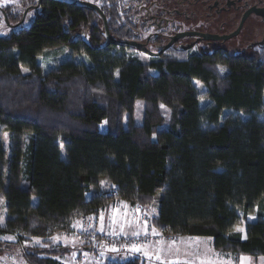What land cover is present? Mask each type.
I'll return each mask as SVG.
<instances>
[{"label":"trees","instance_id":"16d2710c","mask_svg":"<svg viewBox=\"0 0 264 264\" xmlns=\"http://www.w3.org/2000/svg\"><path fill=\"white\" fill-rule=\"evenodd\" d=\"M86 1L21 0L0 12L9 28L0 35V134L9 138L7 150L0 142V235L46 238L114 200L145 206L158 197L153 224L162 234L210 238L215 250L264 257V57L142 61L125 47L101 46L105 30ZM101 1L107 32L122 39L116 5L125 1ZM40 4L39 16L31 11L27 25L15 26ZM85 30L90 47L79 40ZM55 49L83 57L44 73L38 59ZM195 81L205 88L204 104Z\"/></svg>","mask_w":264,"mask_h":264},{"label":"rangeland","instance_id":"374dc122","mask_svg":"<svg viewBox=\"0 0 264 264\" xmlns=\"http://www.w3.org/2000/svg\"><path fill=\"white\" fill-rule=\"evenodd\" d=\"M91 5L97 8L101 5V0H87ZM131 2V1H130ZM126 3V2H125ZM21 4V0H0V12L7 7L12 9L17 8ZM125 6V5H124ZM27 10V9H26ZM33 17L30 10L27 11L24 21L25 25ZM102 23L100 29L102 30ZM9 28L4 24L0 15V35H5ZM127 54H131L142 61H149V57L142 54H136L131 50H127ZM186 54L178 55L180 59L185 58ZM264 57V50L259 54ZM83 56L69 55L67 49H55L44 52L38 59L43 72L53 69L59 63L65 60L79 61ZM85 60V59H83ZM223 69V71H221ZM216 70L220 75L227 73L226 68L222 65H217ZM26 72V70H24ZM195 87L201 98V104L206 103L203 95L205 88L197 81L194 82ZM169 111L164 110L165 118L168 122ZM143 119V105L138 103L135 108V122L141 123ZM166 126V125H164ZM1 147L4 150L8 149L9 138L8 134L2 132L0 134ZM34 200V199H33ZM158 197L154 198L151 204L140 206L138 203L130 204L121 200H114L107 204L97 215L87 217L84 219H76L78 224H70V231L54 233L49 237H29L26 234H19L14 232H3L0 235V264H31L26 255L35 253L36 256H48L51 259L61 260L65 264H104L109 261L125 262L132 260L133 255H140L142 251H146L145 261L143 264H162L159 263L163 258L160 254L156 256V249H164V254L167 257L168 264H264V257L247 256L240 254H233L227 251H218L213 247V242L210 238H196V237H178L176 235H162L153 224V218L157 213ZM6 219L5 201L0 196V227L3 228ZM83 220V223H81ZM255 216L247 217L248 222H253ZM98 221L102 229L98 227ZM74 222V221H73ZM104 231L109 234V238H130L134 240L146 237L144 242H134L130 247L128 254H120L119 252H112L110 256H93L88 259L90 254H82L83 259L78 260L75 255H70V247L77 246L76 256L82 253V247L86 246L89 242L91 233L98 235L99 231ZM245 238V224L243 223L238 229ZM162 235V236H161ZM99 236V235H98ZM163 247V248H160ZM40 248L53 250L57 249L58 252L62 250L59 255H41ZM59 248V249H58ZM80 249V250H78ZM56 253V252H55ZM120 254V255H119ZM72 256V257H71ZM169 260V261H168ZM141 264L142 260L140 258ZM166 263V264H167Z\"/></svg>","mask_w":264,"mask_h":264},{"label":"flooded vegetation","instance_id":"af4514ba","mask_svg":"<svg viewBox=\"0 0 264 264\" xmlns=\"http://www.w3.org/2000/svg\"><path fill=\"white\" fill-rule=\"evenodd\" d=\"M124 1L123 8L116 5L117 28H125L124 36H110L111 44H105L100 36L102 47L120 48L123 46L118 43H129L133 47L125 46L127 50L149 58H178L182 54L241 57L264 50V0ZM103 6L101 2L98 9ZM33 7L27 10L39 16L41 4L36 10ZM98 29L103 34V28ZM79 40L90 47L89 30L82 31Z\"/></svg>","mask_w":264,"mask_h":264},{"label":"built area","instance_id":"2783aa9c","mask_svg":"<svg viewBox=\"0 0 264 264\" xmlns=\"http://www.w3.org/2000/svg\"><path fill=\"white\" fill-rule=\"evenodd\" d=\"M164 235H169V234H164ZM145 240L146 237H143L138 240H134L124 237H119V238L100 237L96 233H91L88 242L90 248V253H89L90 255L86 260L89 261L90 257L93 258V256H100L101 253L108 254L119 251L120 253L128 252L130 247L133 246V243L135 241L144 242Z\"/></svg>","mask_w":264,"mask_h":264},{"label":"crops","instance_id":"0c3cea01","mask_svg":"<svg viewBox=\"0 0 264 264\" xmlns=\"http://www.w3.org/2000/svg\"><path fill=\"white\" fill-rule=\"evenodd\" d=\"M105 210V209H104ZM104 210H102V211H104ZM101 211V212H102ZM88 217H91V216H88ZM87 218V217H86ZM79 222H77L76 220L73 222V224L72 225H75V224H78ZM81 223H83V220H82V222ZM101 223V221H98V227H100V229H102V226L104 225V223H103V225L102 224H100ZM99 231V230H98ZM98 235L100 236V237H107V235H109V234H107V233H105L104 231H99L98 232ZM68 247H70V249H69V251H71V254L70 255H75V257L78 259V260H81V259H83L82 257H83V255L84 254H89L90 253V248H89V244H87L86 246H84V247H82V253L81 254H79L78 256H76V254H77V251H75V249H76V247L77 246H74V247H71V246H68ZM160 248H163V247H160ZM78 250H80V249H78ZM129 253V251L128 252H124V253H120V254H128ZM83 254V255H82ZM109 254H112V253H108V254H105V253H101V255L102 256H106V257H108V256H110ZM119 254V255H120ZM146 254V251H142V254H140V255H133V257L134 258H136V257H138V258H141V260H142V264H143V262L145 261V255ZM155 254H156V256H158L159 254H160V256H161V258H163V260H161L159 263H162V264H166L167 263V257H166V255L164 254V249H156V251H155ZM66 257H67V255H66ZM66 257H64V258H66ZM72 257V256H71ZM64 258H60V260L58 259L57 260V258L55 259L59 264H65L64 262H62L61 260H63ZM169 261V260H168ZM120 262V261H119ZM148 263V261H146V264ZM168 264V263H167Z\"/></svg>","mask_w":264,"mask_h":264},{"label":"water","instance_id":"95a60500","mask_svg":"<svg viewBox=\"0 0 264 264\" xmlns=\"http://www.w3.org/2000/svg\"><path fill=\"white\" fill-rule=\"evenodd\" d=\"M41 0H38V3L40 2ZM85 6H87V7H90V8H92V9H94V10H96L97 12H98V14L100 15V17H101V19H102V22H103V28H104V30H105V38H106V44H111V43H114V41H112V39H111V37H110V35H109V33L107 32V24H106V18L104 17V15L101 13V11L96 7V6H94V5H91V4H89V3H85L84 4ZM38 7V5L36 6V8ZM27 11L28 10H25L24 11V13H23V15H22V19H21V21L18 23V24H16L15 26H18L19 24H21L23 21H24V17H25V15H26V13H27ZM119 45H121V46H123V47H133V46H131L129 43H118Z\"/></svg>","mask_w":264,"mask_h":264},{"label":"snow or ice","instance_id":"6c2138e0","mask_svg":"<svg viewBox=\"0 0 264 264\" xmlns=\"http://www.w3.org/2000/svg\"><path fill=\"white\" fill-rule=\"evenodd\" d=\"M221 71H223V69H221Z\"/></svg>","mask_w":264,"mask_h":264}]
</instances>
